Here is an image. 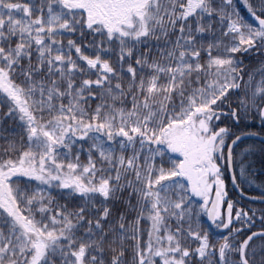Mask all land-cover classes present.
I'll use <instances>...</instances> for the list:
<instances>
[{
  "label": "snow or ice",
  "instance_id": "snow-or-ice-1",
  "mask_svg": "<svg viewBox=\"0 0 264 264\" xmlns=\"http://www.w3.org/2000/svg\"><path fill=\"white\" fill-rule=\"evenodd\" d=\"M0 264H264V0H0Z\"/></svg>",
  "mask_w": 264,
  "mask_h": 264
},
{
  "label": "flooded vegetation",
  "instance_id": "flooded-vegetation-1",
  "mask_svg": "<svg viewBox=\"0 0 264 264\" xmlns=\"http://www.w3.org/2000/svg\"><path fill=\"white\" fill-rule=\"evenodd\" d=\"M226 182L228 183V185H229V190H231V184H230V181H229V177H228V174H227V178H226Z\"/></svg>",
  "mask_w": 264,
  "mask_h": 264
},
{
  "label": "water",
  "instance_id": "water-1",
  "mask_svg": "<svg viewBox=\"0 0 264 264\" xmlns=\"http://www.w3.org/2000/svg\"><path fill=\"white\" fill-rule=\"evenodd\" d=\"M228 177H229V181H230V179H231V177H230V173L228 174ZM231 184V183H230ZM232 187V186H231Z\"/></svg>",
  "mask_w": 264,
  "mask_h": 264
},
{
  "label": "trees",
  "instance_id": "trees-1",
  "mask_svg": "<svg viewBox=\"0 0 264 264\" xmlns=\"http://www.w3.org/2000/svg\"><path fill=\"white\" fill-rule=\"evenodd\" d=\"M226 184L228 185V183L226 182ZM228 188H229V185H228Z\"/></svg>",
  "mask_w": 264,
  "mask_h": 264
}]
</instances>
